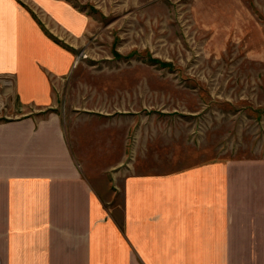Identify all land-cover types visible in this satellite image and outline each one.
Returning <instances> with one entry per match:
<instances>
[{"label":"crops","instance_id":"1","mask_svg":"<svg viewBox=\"0 0 264 264\" xmlns=\"http://www.w3.org/2000/svg\"><path fill=\"white\" fill-rule=\"evenodd\" d=\"M22 1L0 0V75L14 79V116L0 119V264H264L259 157L128 172L122 227L108 217L63 116L35 113L57 102L90 19L65 0Z\"/></svg>","mask_w":264,"mask_h":264},{"label":"rangeland","instance_id":"2","mask_svg":"<svg viewBox=\"0 0 264 264\" xmlns=\"http://www.w3.org/2000/svg\"><path fill=\"white\" fill-rule=\"evenodd\" d=\"M65 1L90 23L57 102L35 113L63 116L117 225L128 172L264 159V0ZM13 80L0 75L3 120Z\"/></svg>","mask_w":264,"mask_h":264}]
</instances>
